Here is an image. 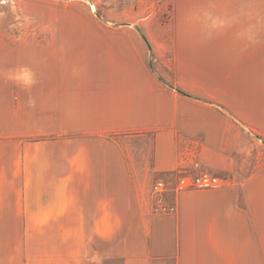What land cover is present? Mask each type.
<instances>
[{
  "label": "crops",
  "instance_id": "0c3cea01",
  "mask_svg": "<svg viewBox=\"0 0 264 264\" xmlns=\"http://www.w3.org/2000/svg\"><path fill=\"white\" fill-rule=\"evenodd\" d=\"M138 37L111 34L79 45L62 39L23 56L19 63L33 69V80L18 86L32 90V100L18 91L23 121L48 122V132L61 138L25 147L22 161L14 149L8 157L10 146L1 147L0 185L20 178L35 193L49 186V215L64 216L67 229L69 218L71 231L77 216L88 232H98L108 215L129 218L114 229L130 234L114 245L129 264H264V209L238 206L225 188L181 191L174 212L139 204V186L187 166L195 137L204 144L201 153L211 152L215 133L200 122L203 104H216L202 98L198 65L189 72L192 88L173 81L189 96L157 79L139 63Z\"/></svg>",
  "mask_w": 264,
  "mask_h": 264
},
{
  "label": "rangeland",
  "instance_id": "374dc122",
  "mask_svg": "<svg viewBox=\"0 0 264 264\" xmlns=\"http://www.w3.org/2000/svg\"><path fill=\"white\" fill-rule=\"evenodd\" d=\"M248 30L252 41L242 37ZM121 33L138 34L139 63L151 61L157 79L171 87L179 88L178 79L192 88L189 72L200 66L202 98L216 104H203L200 122L215 133L211 152L201 153L204 144L195 137L187 166L139 186V204L162 213L155 210L161 193L174 212L179 177L205 170L221 182L214 189L229 190L238 206L264 209V0H0V149L10 146L8 157L16 152L22 161L25 147L61 138L48 132V122L23 121L18 91L32 100V90L18 86L33 80V69L19 63L23 56L32 57L40 43L79 45ZM160 180L170 189L161 190ZM22 181L0 185V264H129L114 251L130 235L115 233V226L129 218L108 215L98 232H88L77 216L71 231L69 218L67 229L64 216L49 215L50 187L35 193Z\"/></svg>",
  "mask_w": 264,
  "mask_h": 264
},
{
  "label": "built area",
  "instance_id": "2783aa9c",
  "mask_svg": "<svg viewBox=\"0 0 264 264\" xmlns=\"http://www.w3.org/2000/svg\"><path fill=\"white\" fill-rule=\"evenodd\" d=\"M161 190L165 191L170 188L165 186L164 181H158ZM221 185L219 178L208 171H199L198 173L182 175L177 182V190L190 191V190H209L217 188ZM157 207L155 210L161 212H172L173 206H166L162 194L160 193L156 200Z\"/></svg>",
  "mask_w": 264,
  "mask_h": 264
},
{
  "label": "clouds",
  "instance_id": "9594fccd",
  "mask_svg": "<svg viewBox=\"0 0 264 264\" xmlns=\"http://www.w3.org/2000/svg\"><path fill=\"white\" fill-rule=\"evenodd\" d=\"M214 27H223V22H219V23H216L214 22ZM242 37L247 39L248 41H252L254 40V32L252 30H248L247 32L245 33H242Z\"/></svg>",
  "mask_w": 264,
  "mask_h": 264
},
{
  "label": "trees",
  "instance_id": "16d2710c",
  "mask_svg": "<svg viewBox=\"0 0 264 264\" xmlns=\"http://www.w3.org/2000/svg\"><path fill=\"white\" fill-rule=\"evenodd\" d=\"M144 38V37H143ZM145 39V38H144ZM149 67L152 68V62H149ZM176 90L184 95L189 96L187 93H185L183 90H181L180 88H176ZM264 141V140H263Z\"/></svg>",
  "mask_w": 264,
  "mask_h": 264
}]
</instances>
